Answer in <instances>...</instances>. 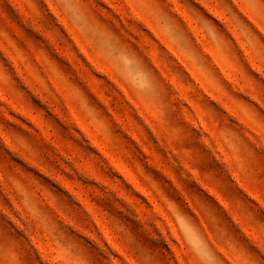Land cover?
I'll return each instance as SVG.
<instances>
[{"label":"rangeland","instance_id":"rangeland-1","mask_svg":"<svg viewBox=\"0 0 264 264\" xmlns=\"http://www.w3.org/2000/svg\"><path fill=\"white\" fill-rule=\"evenodd\" d=\"M81 7L151 70L160 110L92 54ZM177 209L219 264H264V0H0V264H199Z\"/></svg>","mask_w":264,"mask_h":264},{"label":"clouds","instance_id":"clouds-1","mask_svg":"<svg viewBox=\"0 0 264 264\" xmlns=\"http://www.w3.org/2000/svg\"><path fill=\"white\" fill-rule=\"evenodd\" d=\"M85 11L82 7L78 8L76 12L68 15V21L80 31L92 54L111 69L114 77L130 90L139 103L151 109L160 110V88L151 70L135 51L126 46L118 34L103 26L102 22L85 24ZM151 20L173 46L187 54V38L170 18L153 13ZM197 23L219 47V42L214 39V34L208 32L207 26L199 21ZM73 98L86 122L101 134L106 132L107 125L93 106L78 93L74 94ZM21 211L25 216H31L29 204H23ZM176 215L180 216L187 225V229H181L180 234L199 264H219L216 251L190 218L179 209L176 210Z\"/></svg>","mask_w":264,"mask_h":264}]
</instances>
